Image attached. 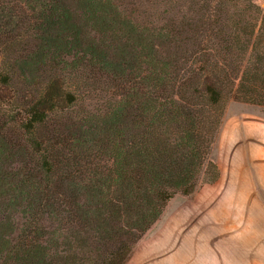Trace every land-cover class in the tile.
I'll use <instances>...</instances> for the list:
<instances>
[{
    "label": "trees",
    "instance_id": "16d2710c",
    "mask_svg": "<svg viewBox=\"0 0 264 264\" xmlns=\"http://www.w3.org/2000/svg\"><path fill=\"white\" fill-rule=\"evenodd\" d=\"M160 2L0 0V264H126L219 179L227 102L264 107L263 0Z\"/></svg>",
    "mask_w": 264,
    "mask_h": 264
},
{
    "label": "rangeland",
    "instance_id": "374dc122",
    "mask_svg": "<svg viewBox=\"0 0 264 264\" xmlns=\"http://www.w3.org/2000/svg\"><path fill=\"white\" fill-rule=\"evenodd\" d=\"M115 1L141 21L160 17L162 10L160 0ZM80 95L83 107L97 110V92ZM211 158L220 171L219 179L199 184L190 195L176 194L133 247L126 264H143L149 252L177 230H220L224 216L245 212L249 199L264 207V107L228 101Z\"/></svg>",
    "mask_w": 264,
    "mask_h": 264
},
{
    "label": "crops",
    "instance_id": "0c3cea01",
    "mask_svg": "<svg viewBox=\"0 0 264 264\" xmlns=\"http://www.w3.org/2000/svg\"><path fill=\"white\" fill-rule=\"evenodd\" d=\"M245 212L222 219L221 229L186 228L161 240L143 264H264V207L249 199Z\"/></svg>",
    "mask_w": 264,
    "mask_h": 264
}]
</instances>
